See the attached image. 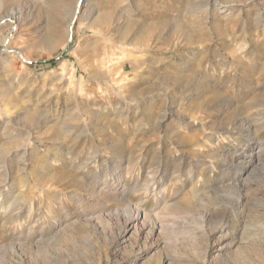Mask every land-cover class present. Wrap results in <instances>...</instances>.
<instances>
[{"label": "rangeland", "instance_id": "rangeland-1", "mask_svg": "<svg viewBox=\"0 0 264 264\" xmlns=\"http://www.w3.org/2000/svg\"><path fill=\"white\" fill-rule=\"evenodd\" d=\"M263 241L264 0H0V264H264Z\"/></svg>", "mask_w": 264, "mask_h": 264}, {"label": "bare ground", "instance_id": "bare-ground-1", "mask_svg": "<svg viewBox=\"0 0 264 264\" xmlns=\"http://www.w3.org/2000/svg\"><path fill=\"white\" fill-rule=\"evenodd\" d=\"M81 6V5H80ZM78 11H79V9H78ZM8 39H5V41L3 42V53L5 52V53H7L9 50H10V48L9 47H7V43H8ZM1 51V52H2ZM252 107V106H251ZM201 118H204V117H201V115L199 116H196L195 117V121L196 122H198V121H200V120H202ZM245 120V119H244ZM244 125H246V121L244 122V121H240L239 123H235L234 125H233V129H234V131L236 130V129H238V128H243V127H245ZM204 126V125H203ZM209 130V129H208ZM208 130H206L205 129V127H203V130H202V132L201 133H203L204 134V138H206L205 139V144L204 145H199L198 143H197V147L199 148L198 149V151H197V153L196 154H198V156H205V157H209V158H211V159H213V158H215V156L217 155H215V156H211L210 155V151L211 150H214V148L215 147H217L218 145H219V142H220V140H222V138H221V136L220 135H218V134H216V133H214L213 132V130L211 131L212 133H209L208 132ZM228 130V129H227ZM241 130V129H240ZM221 131V130H220ZM231 135V134H230ZM44 140V139H43ZM33 149V148H32ZM210 152V153H209ZM25 153H27V152H25ZM33 153V152H32ZM221 157V156H220ZM249 158H250V160L246 163V164H251L252 162H254V157H250L249 156ZM256 162V161H255ZM242 163V162H241ZM213 163H211V165L209 166V169H213ZM250 167H252V166H250ZM249 172V170H246V172H245V174H247ZM190 176V175H189ZM201 176V175H200ZM237 180H239V178L237 179ZM238 182H240V181H238ZM222 186V185H221ZM2 195V194H1ZM263 244H264V241H263ZM233 246H230V248H232ZM222 255V254H221ZM239 255L240 256H242V257H244V252L242 251V252H240L239 253Z\"/></svg>", "mask_w": 264, "mask_h": 264}]
</instances>
